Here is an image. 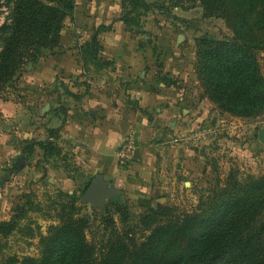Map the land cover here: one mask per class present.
Returning <instances> with one entry per match:
<instances>
[{
  "label": "rangeland",
  "instance_id": "374dc122",
  "mask_svg": "<svg viewBox=\"0 0 264 264\" xmlns=\"http://www.w3.org/2000/svg\"><path fill=\"white\" fill-rule=\"evenodd\" d=\"M74 1L75 8L65 18L62 31H70L72 26L76 24L81 26L86 22L88 25H94L93 33L101 24L111 25L110 28H103L98 33V39L103 47L101 53H98V63L109 62V65L101 69L107 71L110 76L117 73L114 61L103 57V41H106L108 36L104 37L101 34L112 32L117 38L124 37V34L132 39L144 40L154 51L155 65L153 69L150 66L148 68L149 74L154 73V78L153 82L147 80L150 88L159 90L163 97L166 96V99H160L157 105L164 109L167 100L174 96L170 95L172 90L168 87L178 91L185 88L187 93L174 106L175 109L171 108L174 109L173 114L166 116L167 111L139 107L137 96L132 97L127 93L130 84L128 78L122 77L121 81L119 80L121 78L111 79L107 93L114 98L115 92L120 90V98L131 102L140 114L149 119L148 129L154 134L148 140L153 144L151 148L154 149L153 157L157 164L146 168L134 165L131 168L135 160L132 159L133 157L121 163L118 158L120 143L115 151L118 166L131 171L126 179L123 177L116 180L112 176L108 180L110 186L120 190L121 200L119 203H113L110 199H106L107 211H103L92 202L81 200L96 174L83 173L82 161L78 159L79 151L74 149L72 140L60 137L51 139L50 129L56 128H49L45 139H40L38 136L31 138L14 136V142L17 144L14 149L18 152L19 158L25 156V161L22 165L18 158L17 164L9 169L11 179L8 185H3L1 189V196L4 199L0 204V221L18 219L17 228L5 240L4 251L6 254H16L20 258L39 256L41 235L47 234L51 224L58 223L60 214L67 212L74 198L76 205L80 207L78 216L80 214L88 218L112 216L121 226L123 224L121 218H141L150 208L157 209L160 204L168 205L174 216L191 212L196 209L200 195L205 199L214 189L223 186L232 171L238 172L240 180L250 174L257 177L264 176V143L259 139V130L264 127V111L244 116L220 108L205 91L199 76L197 39L204 35L216 39L234 37L232 28L224 18L205 17L204 8L199 0H138L128 1L127 7L124 6L123 0ZM124 14L129 19V23L122 19ZM96 19L97 21L92 23ZM255 19H257L256 15L252 20ZM99 21L101 23H98ZM9 23H11V8L5 0H1L0 29L4 24ZM254 32L255 43L263 46L253 52L264 76V30ZM80 37L85 38L86 35H80L79 39ZM65 38L68 41L67 32ZM80 40L81 42L72 41L69 47L61 44L60 48L44 50L38 60L29 61L8 85L0 102L21 100L22 94L19 88L22 86L23 74H28L35 63L46 59L50 54L71 50L78 53L83 62L82 49L87 40L85 42V39ZM166 50L173 56V61H179L178 56L187 58V63L181 71L184 79L173 75L170 71L160 69L161 59L164 54L166 55ZM90 67L95 66L90 63L83 65L84 70ZM176 67L182 65L179 66L178 63ZM163 76L174 78L178 82L177 85H166ZM88 80H91L90 83ZM92 81L94 83L93 78L82 73L67 82L60 80L59 85L64 92L67 90L72 92L69 86L74 87L77 90L75 94L78 95L91 87ZM95 83L97 84V80ZM110 87L113 89L111 90ZM78 98L79 96H75V99ZM63 100L66 102L65 97ZM60 111L62 119L66 108L62 106ZM47 140L53 142L55 144L53 148L56 149H51L46 154L39 147L38 141L47 142ZM135 142L138 147L137 136ZM38 156L40 157L37 160ZM43 162L51 163V170L43 169L41 166ZM27 165L29 167L26 174L20 172ZM70 179L74 181L73 184ZM64 205L68 206L65 211H63ZM96 226L94 224L89 231V239H92L93 235L98 238L100 232Z\"/></svg>",
  "mask_w": 264,
  "mask_h": 264
},
{
  "label": "trees",
  "instance_id": "16d2710c",
  "mask_svg": "<svg viewBox=\"0 0 264 264\" xmlns=\"http://www.w3.org/2000/svg\"><path fill=\"white\" fill-rule=\"evenodd\" d=\"M5 1L11 8V23L0 29V98L29 61L38 60L44 50L61 47L64 20L75 8L74 0ZM128 1L138 0H123L125 7ZM199 1L205 17L224 18L234 32L231 39L208 35L197 39L205 91L220 108L234 114L264 111V76L253 52L263 47L255 43L254 31L264 30V0ZM254 15L257 19L252 20ZM122 19L129 23L126 14ZM110 26L99 25L84 44V66L109 65L99 64L97 57L103 48L98 33ZM162 79L169 86L178 83L168 76ZM60 129H50V138H59ZM38 144L46 154L56 149L50 140ZM223 184L205 199L200 195L191 212L174 216L168 205L160 204L141 218H121V226L112 216H78L80 207L74 198L58 223L41 235L39 256L6 254L5 240L17 228L18 219L2 220L0 264H264V176L250 174L240 180L232 171ZM110 200L119 203L121 197ZM101 209L107 211V206ZM94 224L100 233L89 239Z\"/></svg>",
  "mask_w": 264,
  "mask_h": 264
},
{
  "label": "crops",
  "instance_id": "0c3cea01",
  "mask_svg": "<svg viewBox=\"0 0 264 264\" xmlns=\"http://www.w3.org/2000/svg\"><path fill=\"white\" fill-rule=\"evenodd\" d=\"M95 21L97 19L92 23ZM86 23L81 26L76 24L70 28V31L63 30L61 44L69 47L72 41L81 42L80 39H85V42L88 40L93 33L94 25ZM66 32L69 36L68 41L65 38ZM83 34L86 37L79 39V36ZM101 35L108 36L107 39L105 38L106 41H103V57L114 61L117 73L110 76L104 69L95 70L93 67L84 70L81 57L71 50L50 54L46 59L35 63L32 71L28 74H23L24 79L21 88H19L22 94L21 100L0 102V204L4 199L1 196V189L3 185L7 186L11 179L9 169L17 164L19 158L18 152L14 149L17 144L13 137L16 135L26 138L38 136L40 139H45L49 128L61 126L59 137L72 140L74 149L79 151L78 159L82 161L83 173H101L107 181L112 176L116 180L123 179V177L126 179L127 174L131 171L118 166L115 156L117 146L130 133H133L138 139V147L132 156V159L135 160L131 164V168L134 165L146 168L157 164L153 157L154 149L151 148L153 144L148 140L154 134L148 129L149 119L140 114L131 102L120 98V90L115 92L113 98L107 93V88L112 78H121L119 79L121 81L122 77H126L128 82L130 81L127 93L132 97L137 96L139 107L167 111L166 116L173 114L174 106L181 101L187 91L185 88L178 91L168 87L172 90L170 95L174 96L167 100L164 109H162L157 104L160 99H166V96L163 97L164 95L159 90L150 88L147 80L153 82L154 78V73L151 75L148 72L150 71L149 66L153 69L155 65L154 51L147 46L144 40L132 39L124 34V37L117 38L116 34L112 32H104ZM165 52L166 55L164 54L161 59L160 69L170 71L173 75L184 79L181 71L187 63V58L178 56L179 61H173V56L167 50ZM178 63L182 67H176ZM82 73L93 78L94 83L92 81V86L80 92L79 98L75 99L74 95L64 92L59 82L60 80L67 82L75 75ZM95 80H97V84ZM90 81L88 80V83ZM69 90L77 93V90L72 86H69ZM62 106L66 108V113L61 119L60 107ZM41 166L46 171L51 170V163L43 162ZM28 167L27 165L20 172L26 174ZM70 180L73 184L74 181Z\"/></svg>",
  "mask_w": 264,
  "mask_h": 264
},
{
  "label": "water",
  "instance_id": "95a60500",
  "mask_svg": "<svg viewBox=\"0 0 264 264\" xmlns=\"http://www.w3.org/2000/svg\"><path fill=\"white\" fill-rule=\"evenodd\" d=\"M259 139L264 143V127L259 130ZM24 165L25 156L19 158ZM6 178V176H4ZM120 194V190L110 186L109 182L104 179L103 174L98 173L92 179L87 189L85 190L81 200L83 202H92L95 206L103 207L106 199L116 197Z\"/></svg>",
  "mask_w": 264,
  "mask_h": 264
},
{
  "label": "built area",
  "instance_id": "2783aa9c",
  "mask_svg": "<svg viewBox=\"0 0 264 264\" xmlns=\"http://www.w3.org/2000/svg\"><path fill=\"white\" fill-rule=\"evenodd\" d=\"M136 148L135 135L130 133L119 146L118 158L120 162L125 163L129 161L134 155Z\"/></svg>",
  "mask_w": 264,
  "mask_h": 264
}]
</instances>
